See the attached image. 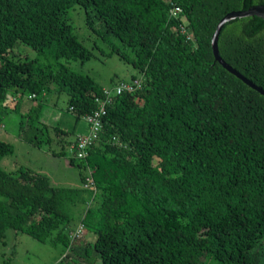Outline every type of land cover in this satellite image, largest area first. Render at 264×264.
<instances>
[{"label": "trees", "instance_id": "16d2710c", "mask_svg": "<svg viewBox=\"0 0 264 264\" xmlns=\"http://www.w3.org/2000/svg\"><path fill=\"white\" fill-rule=\"evenodd\" d=\"M75 5L109 55L144 83L113 99L84 160L68 156L80 186L0 167V237L11 229L61 244L58 264H264V96L215 62L211 47L224 16L264 0H0V119L15 111L19 136L38 148L51 132L65 134L40 119L46 93H65L76 121L103 96L91 77L59 62L92 57L66 16ZM172 5L177 19L169 18ZM183 20L194 42L176 30ZM18 44L35 58L11 57ZM217 44L221 59L264 91V20L227 23ZM9 92L13 109L4 105ZM29 95L36 104L21 114ZM13 153L0 141V161ZM88 174L94 190L82 187ZM78 205L92 246L70 241Z\"/></svg>", "mask_w": 264, "mask_h": 264}, {"label": "rangeland", "instance_id": "374dc122", "mask_svg": "<svg viewBox=\"0 0 264 264\" xmlns=\"http://www.w3.org/2000/svg\"><path fill=\"white\" fill-rule=\"evenodd\" d=\"M66 16L73 28V33L91 51L92 57L82 65L79 62L65 59H60V63L66 64L71 70L88 75L103 89L108 90L120 82H128L132 77H140L136 70L130 64L123 62L118 55H109L110 45L100 41L87 27L85 12L81 7L75 5L68 11ZM10 56L30 60L35 58V52L28 46L18 44ZM67 100L68 97L65 93L50 91L44 95L41 101V110H54V117H57V119H52L51 125H47L52 128L59 124V128H62L65 134L55 135L51 132L52 142L49 145H42L40 148L24 142L19 136V115L15 111L11 110L10 114L0 119V141L10 143L14 147V153L2 158L0 161V167L3 170L14 174L19 167L24 166L46 176L52 186H80L78 168L76 165H71L68 160V142L73 141L76 137L74 133L75 126L79 122V125H84V123L82 120L76 121L68 111ZM16 102L15 93L9 92L4 105L6 104L7 107L10 106V109H13ZM32 103L34 102L31 100H23L20 104L21 111L19 113L23 114L25 111H29L27 106L32 105ZM49 116V114H46L45 119ZM43 118H40L42 122ZM60 118L61 121H59ZM84 209V205L73 208L68 227L70 233L82 225L80 220ZM95 239V234L84 231L79 244L84 247L88 244L92 246ZM77 249L73 251L75 255L77 253L82 255L83 248ZM65 253V247L61 244L52 245L49 242H38L26 234L15 233L11 229L6 230L4 236L0 237V263L58 264Z\"/></svg>", "mask_w": 264, "mask_h": 264}, {"label": "built area", "instance_id": "2783aa9c", "mask_svg": "<svg viewBox=\"0 0 264 264\" xmlns=\"http://www.w3.org/2000/svg\"><path fill=\"white\" fill-rule=\"evenodd\" d=\"M169 18L177 19L181 15L180 7L172 5L169 8ZM187 41L194 42L190 29L185 23H179L176 29ZM144 79L142 77L130 79L128 82H120L112 89H104L103 96L96 99V110L81 120L86 127V133L78 135L74 142L68 148L70 157L77 160H84L88 154V150L99 140V133L101 129L102 117L106 113V108L112 103L113 99L125 93H133L142 89ZM28 100H35V95H29ZM82 187L88 190H94V182L90 175L86 176ZM85 229L80 225L75 231L70 233V241L75 242L83 237Z\"/></svg>", "mask_w": 264, "mask_h": 264}, {"label": "water", "instance_id": "95a60500", "mask_svg": "<svg viewBox=\"0 0 264 264\" xmlns=\"http://www.w3.org/2000/svg\"><path fill=\"white\" fill-rule=\"evenodd\" d=\"M247 17H257L262 20H264V5H254L248 8L246 11H238V12H231L224 16L219 23L216 26V29L214 31V34L212 36L211 41V47L212 52L214 56L215 62L219 63L225 70H227L230 74L235 76L237 79L241 80L244 84H246L248 87L253 89L254 91L258 92L262 96H264V91L255 86L253 83H251L249 80H247L245 77H243L241 74L233 70L231 67H229L219 56L218 52V36L227 23H230L237 19L247 18Z\"/></svg>", "mask_w": 264, "mask_h": 264}, {"label": "crops", "instance_id": "0c3cea01", "mask_svg": "<svg viewBox=\"0 0 264 264\" xmlns=\"http://www.w3.org/2000/svg\"><path fill=\"white\" fill-rule=\"evenodd\" d=\"M46 95V94H45ZM28 101H30V100H28ZM34 102V101H33ZM8 105H9V103H7ZM36 103L34 102V103H32V105H28L27 106V109L29 110L32 106H34ZM6 105V104H5ZM7 106V105H6ZM9 108H10V106H8ZM20 107V106H19ZM13 108V107H12ZM19 111H21V107L19 108ZM26 112H28V111H25V113ZM41 112H42V115H41V113H40V118H43V122L44 123H46V124H48V125H51V121H52V119H57V117L55 118L54 116H55V113H54V110H47V109H43V110H41ZM25 113H23V114H25ZM22 114V113H21ZM50 115L49 116V118H47V119H45V115ZM63 117V115L61 116V118ZM61 118H60V120L59 121H61ZM80 123V122H79ZM79 123H78V125H76L75 126V131H74V133L76 134V137L78 136V135H81V134H84V133H86V127H85V125H83V124H81V125H79ZM75 137V138H76ZM75 138L73 139V140H75Z\"/></svg>", "mask_w": 264, "mask_h": 264}]
</instances>
